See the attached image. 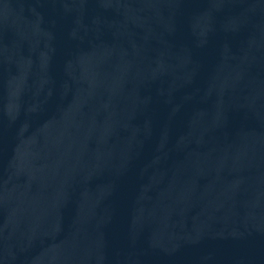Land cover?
Segmentation results:
<instances>
[{
  "label": "water",
  "instance_id": "obj_1",
  "mask_svg": "<svg viewBox=\"0 0 264 264\" xmlns=\"http://www.w3.org/2000/svg\"><path fill=\"white\" fill-rule=\"evenodd\" d=\"M0 264H264V0H0Z\"/></svg>",
  "mask_w": 264,
  "mask_h": 264
}]
</instances>
